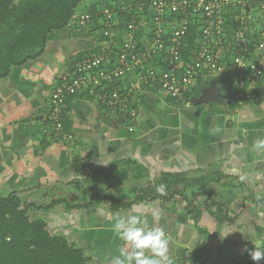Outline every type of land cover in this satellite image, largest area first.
I'll return each instance as SVG.
<instances>
[{
  "label": "crops",
  "instance_id": "0c3cea01",
  "mask_svg": "<svg viewBox=\"0 0 264 264\" xmlns=\"http://www.w3.org/2000/svg\"><path fill=\"white\" fill-rule=\"evenodd\" d=\"M97 38L98 30L88 33L76 23L53 31L40 57L0 80V195L34 204L32 219L42 218L51 233L75 244L89 264H114L123 244L114 217L137 213L145 227L166 231L173 264H184L185 253L196 264H251L249 251L264 243V208L252 199L264 200V150L252 147L264 139V76L248 102L233 101L230 85L225 93L210 81L202 92L214 91L217 101L209 103L175 105L157 89L137 91L138 120L130 128L113 112L74 99L64 120L73 141L44 138L41 127L61 73L93 52ZM162 173L212 180L210 197L194 211L180 196L165 203L146 198L116 211L104 203L68 211L62 202L87 201L94 187L131 201Z\"/></svg>",
  "mask_w": 264,
  "mask_h": 264
},
{
  "label": "built area",
  "instance_id": "2783aa9c",
  "mask_svg": "<svg viewBox=\"0 0 264 264\" xmlns=\"http://www.w3.org/2000/svg\"><path fill=\"white\" fill-rule=\"evenodd\" d=\"M258 6L264 9L262 2L248 0H109L93 15L77 13V27L98 30V42L61 73L42 136L73 141L64 120L70 102L80 97L112 110L129 128L138 120L131 99L143 89H157L175 105L188 104L185 95L199 81H210L228 83L233 101L256 99L264 76ZM184 264L196 263L185 253Z\"/></svg>",
  "mask_w": 264,
  "mask_h": 264
},
{
  "label": "trees",
  "instance_id": "16d2710c",
  "mask_svg": "<svg viewBox=\"0 0 264 264\" xmlns=\"http://www.w3.org/2000/svg\"><path fill=\"white\" fill-rule=\"evenodd\" d=\"M86 1L89 3L86 4ZM106 1L0 0V80L8 77L13 68L22 67L40 57L50 33L76 23L79 12L93 15L97 8L108 5L109 0ZM257 10L260 23L261 19H264V9L258 6ZM191 47L192 39L189 42V49ZM212 85L209 81H199L197 86L185 95V100L193 102L200 92ZM226 86L217 83V87L225 93L228 90ZM89 99L80 97V100L89 101ZM103 110L113 112L110 109ZM115 117L117 118L116 115ZM135 179H138V176H135ZM211 183L212 180L187 179L185 174L162 173L154 183L141 189L140 194L131 201L115 199L105 194L108 192L107 189L94 187L92 196L87 201L73 205L66 201L62 202L68 211L90 210L102 203L116 211L127 209L146 198L158 199L165 203L180 196L186 200L187 208L194 211L197 201L202 197H210ZM160 184L166 185L167 194L164 196L156 192V187ZM188 190L190 196L185 194ZM252 199L258 206L264 208V200H256L253 197ZM32 207L35 205L23 203L16 194L0 195V264H89L90 259L75 244L63 236L51 233L42 218L32 219L29 214ZM223 218L228 222L233 221L227 214H224ZM218 220L224 221L222 218Z\"/></svg>",
  "mask_w": 264,
  "mask_h": 264
},
{
  "label": "clouds",
  "instance_id": "9594fccd",
  "mask_svg": "<svg viewBox=\"0 0 264 264\" xmlns=\"http://www.w3.org/2000/svg\"><path fill=\"white\" fill-rule=\"evenodd\" d=\"M252 147L256 151L264 150V139H258ZM156 192L160 196L166 195V185H158ZM153 216L157 217L158 213L153 212ZM112 227L123 241L118 249L119 255L113 258L114 264H173L171 241L166 231L162 227H145L141 214L115 216ZM254 245L249 255L258 264L264 260V243Z\"/></svg>",
  "mask_w": 264,
  "mask_h": 264
},
{
  "label": "water",
  "instance_id": "95a60500",
  "mask_svg": "<svg viewBox=\"0 0 264 264\" xmlns=\"http://www.w3.org/2000/svg\"><path fill=\"white\" fill-rule=\"evenodd\" d=\"M215 92L214 91H205L202 92L201 94H199L198 96H196L193 100L194 104H198V103H209V102H215L217 101L216 97H215Z\"/></svg>",
  "mask_w": 264,
  "mask_h": 264
},
{
  "label": "rangeland",
  "instance_id": "374dc122",
  "mask_svg": "<svg viewBox=\"0 0 264 264\" xmlns=\"http://www.w3.org/2000/svg\"><path fill=\"white\" fill-rule=\"evenodd\" d=\"M107 1H108V0H107ZM107 1H106V2H107ZM115 1H121V0H115ZM88 3H89V1H86V4H88ZM262 3L264 4V0L262 1ZM256 13H258V12H256ZM127 182H128V180L126 181V186H127V184H128Z\"/></svg>",
  "mask_w": 264,
  "mask_h": 264
}]
</instances>
